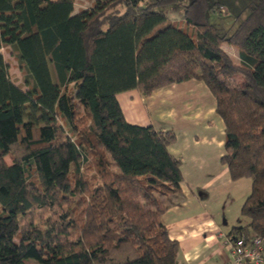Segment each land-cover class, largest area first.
Instances as JSON below:
<instances>
[{
	"label": "trees",
	"instance_id": "obj_1",
	"mask_svg": "<svg viewBox=\"0 0 264 264\" xmlns=\"http://www.w3.org/2000/svg\"><path fill=\"white\" fill-rule=\"evenodd\" d=\"M74 1L0 0V264H177L162 220L183 183L175 132L127 122L117 95L189 79L215 100L230 179L251 181L228 238L264 243V0L240 2L227 29L207 12L236 0H190L182 26L155 9L175 0Z\"/></svg>",
	"mask_w": 264,
	"mask_h": 264
},
{
	"label": "crops",
	"instance_id": "obj_2",
	"mask_svg": "<svg viewBox=\"0 0 264 264\" xmlns=\"http://www.w3.org/2000/svg\"><path fill=\"white\" fill-rule=\"evenodd\" d=\"M221 48L227 51L223 45ZM233 53L238 63L237 49ZM117 99L127 122L175 132L176 139L168 150L181 158L183 183L162 220L170 238L178 242L177 264H233L228 234L233 227L248 222L237 215L251 181L231 180L220 162L224 127L205 83L189 79L148 96L135 90L121 92ZM199 191L206 196L200 197Z\"/></svg>",
	"mask_w": 264,
	"mask_h": 264
},
{
	"label": "rangeland",
	"instance_id": "obj_3",
	"mask_svg": "<svg viewBox=\"0 0 264 264\" xmlns=\"http://www.w3.org/2000/svg\"><path fill=\"white\" fill-rule=\"evenodd\" d=\"M92 1L93 0H75L74 1V11L76 12L77 10L86 9V8L91 7ZM153 1L154 0H144V4H148V3H151ZM189 1L190 0H175L172 4L164 5V6H158L155 9L160 10V11H166L168 13V15L170 16V18L177 25L182 26V25H184V22L182 21L184 6L187 5L189 3ZM226 1H228V0H226ZM236 1H237L235 3L236 7L233 8V11L229 12V11H227V9L225 7H221L220 11L222 14L218 15V14L212 12L211 10H209L207 12V16H206L207 21L211 24H217L222 29H227V27H228L227 23H229V22L227 21V18L225 15H227V13H228V15L237 14L238 10L235 11L234 9H237L238 5L241 4L242 2H245L246 0H236ZM209 2H210V4H212L214 2V0H209ZM246 14H247V12L242 14L241 17H244ZM188 30H189V28H188ZM222 45L224 46L225 50H227V51H224L222 48L221 49L230 57V59L232 61H234V59L237 58L235 53H233V52H235L236 48L234 46L227 44V43H222L221 46ZM1 52H2V55L5 59V61L7 62L9 78L12 80V82H14V84L23 86L24 85L23 84L24 83V73L20 69L18 61L15 58L14 54L12 53L11 48L9 46H3L1 49ZM233 54L235 56H233ZM233 63L238 64L235 61ZM22 89H25V87H23ZM213 129L215 130L214 126H213ZM4 160L6 161L7 164H11L12 163V155H10V154L6 155L4 157ZM236 213L237 212H235V214ZM238 216H240V210H239L237 217Z\"/></svg>",
	"mask_w": 264,
	"mask_h": 264
},
{
	"label": "built area",
	"instance_id": "obj_4",
	"mask_svg": "<svg viewBox=\"0 0 264 264\" xmlns=\"http://www.w3.org/2000/svg\"><path fill=\"white\" fill-rule=\"evenodd\" d=\"M233 264H263L264 243L259 237L228 239Z\"/></svg>",
	"mask_w": 264,
	"mask_h": 264
}]
</instances>
